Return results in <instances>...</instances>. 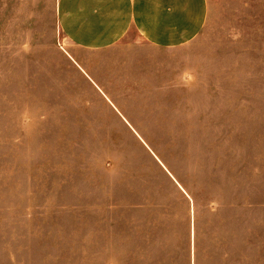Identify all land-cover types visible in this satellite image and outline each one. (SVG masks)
<instances>
[{
	"label": "rangeland",
	"instance_id": "rangeland-1",
	"mask_svg": "<svg viewBox=\"0 0 264 264\" xmlns=\"http://www.w3.org/2000/svg\"><path fill=\"white\" fill-rule=\"evenodd\" d=\"M208 1L68 55L58 0H0V264H264V0Z\"/></svg>",
	"mask_w": 264,
	"mask_h": 264
},
{
	"label": "crops",
	"instance_id": "crops-1",
	"mask_svg": "<svg viewBox=\"0 0 264 264\" xmlns=\"http://www.w3.org/2000/svg\"><path fill=\"white\" fill-rule=\"evenodd\" d=\"M208 17V0H58L57 5L68 55H127L114 50L133 32L153 49H182L201 35Z\"/></svg>",
	"mask_w": 264,
	"mask_h": 264
}]
</instances>
